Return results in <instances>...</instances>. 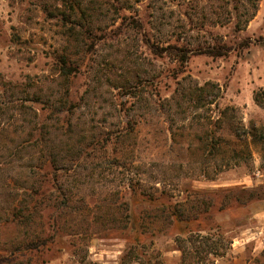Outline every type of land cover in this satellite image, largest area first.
<instances>
[{
  "label": "rangeland",
  "instance_id": "1",
  "mask_svg": "<svg viewBox=\"0 0 264 264\" xmlns=\"http://www.w3.org/2000/svg\"><path fill=\"white\" fill-rule=\"evenodd\" d=\"M42 1L0 0V221L14 193L36 181L42 190L53 191L43 171L35 170L36 164L52 157L51 149L44 143L22 146L34 121L49 124L45 138L62 160L61 183L69 206L56 207L53 195L44 200L43 217L30 230L0 226V264H8L2 258L26 240L27 231L45 225L48 234L52 213L61 221L56 244L11 262L264 264L261 146L251 142L249 164L232 162L210 180L205 173L213 174L216 166L202 163L192 128L174 140L162 110L143 116V95L155 105L170 97L179 68L171 56L153 54L145 35L152 43L189 47L235 45L249 39L253 44L248 49L225 57L193 55L186 72L177 75L180 79L189 74L200 84L218 83L219 107H239L247 127L264 124V109L254 101L255 92L264 88V0H259L256 15L241 31L235 29V14L227 21V9L232 12L236 3L242 8L246 0H84L93 36L78 46L66 41L55 21L45 19ZM134 20L141 26L136 27ZM65 50L77 67L69 80L60 78L56 69ZM64 95L71 110L56 112ZM122 130L126 134L115 140ZM108 134L113 140L106 147H91L93 138ZM34 137H39L37 132ZM130 179L156 195L184 203L189 213L201 211L203 221L192 229L227 248L218 256L199 257L187 242L183 247L195 256L184 259L176 228L153 208L141 209L146 238L134 245L133 232L118 228L123 216L118 203L129 197ZM131 247L138 251L133 261L127 258Z\"/></svg>",
  "mask_w": 264,
  "mask_h": 264
},
{
  "label": "trees",
  "instance_id": "2",
  "mask_svg": "<svg viewBox=\"0 0 264 264\" xmlns=\"http://www.w3.org/2000/svg\"><path fill=\"white\" fill-rule=\"evenodd\" d=\"M246 1L247 3L242 5V8L236 3L232 8V12L227 9V21L232 20L234 14L236 16V31L245 29L259 8V0ZM41 10L46 20L55 21V25L60 28L59 33L66 38L69 44L75 43L78 46L80 41L83 42L84 39L93 36V31L90 29L92 27L90 24L91 14L85 9L84 0H43ZM133 23L136 27L141 26L139 21L134 20ZM208 33L211 34V32ZM145 38V42L153 54L160 57L164 55L171 56L178 62L179 68L175 72L177 86L170 97L161 99L158 102L159 104L155 105L146 94L143 95V109L146 111L143 116L157 109L162 110L166 115L174 140H178L183 135L184 130L192 128L197 143L196 148L200 150V155L204 160L202 163L205 165L215 164L216 166V169H212L213 174L210 172L205 173L208 179L215 180L224 168L231 166L232 162L249 164L247 162L251 157V142L261 146V150L264 151V124L257 126L252 123L250 127H247L243 122L242 112L239 107L232 105H227L224 108L219 107L218 101L221 98L222 89L218 83L207 81L200 84L189 74L183 75L180 79H178L179 76L177 75L178 73L186 72L185 65L193 55H206L213 58L225 57L233 51L241 52L248 49L253 44V41L246 39L235 45L215 42L207 46L189 47L187 44L180 45L176 43L160 45L159 43H152L151 39L146 35ZM56 69L59 77L64 80H69L70 76L77 71L72 54L68 50L59 54L56 61ZM4 84L13 86L11 83ZM27 100L34 101V99ZM35 100L37 102L39 99ZM254 101L264 109V88H260L255 92ZM58 102L60 106L56 109V112H61L62 109L71 110V103L65 95ZM49 105L51 106V104ZM29 109L31 110V107ZM2 111L3 108L0 106V113ZM37 116L36 113L34 117ZM34 124L36 125L29 132V137L22 142V146L33 147L44 143L43 146L47 150L51 149L52 157L36 164L35 170L43 171L49 184L52 185L53 191L50 192V187L42 190L39 188L41 182L36 181L32 186L23 188L22 192L14 193L8 203L9 206L6 207L7 215L0 221V226L2 227L15 224L30 230L33 225L39 222L38 219L43 217L40 212L45 204L44 200H50L53 195L55 201L59 203L57 205L56 202V207L59 205L69 206V202L65 199L67 197L66 191H64L63 183H61L62 175L60 171L62 168L64 169L60 165L62 160L59 161L56 158L54 155L56 151L48 145V141L45 138V131L49 124H39L35 123V121ZM35 132H37L39 137H34ZM125 132L124 130L119 131L117 136L114 135L115 140L124 136ZM112 140L113 137L110 134L98 139L93 138L91 147L95 148L98 145L106 147ZM128 184L130 187L129 197L127 199L123 197L118 203V208L121 209L123 215L118 221V228L123 230L130 229L133 232L132 243L134 245L141 244L146 238V233L142 229L144 216H142L141 209L153 208L161 212L164 218L176 228L178 234L177 242L183 248L184 259L195 256L190 249L183 247L187 242L195 246L199 257L201 254H204V256L210 254L218 256L221 254V248L223 250L227 248L225 244L221 246L216 241H213L211 236L195 233L196 231L192 229L193 224L199 225L203 221V213L201 214V211L199 213H189V209L184 207V203L173 201L163 195H156L146 189L144 185L141 187L139 181L134 183L130 179ZM59 219L60 217L52 213L47 222L49 227L48 234L45 231V225L43 227L35 226V229L30 231V233L29 231L26 232L28 235L26 240L15 245L10 251V256L2 259H7L8 264H14L15 260L25 254H39L44 250L51 249L56 244V238L61 232L58 229L61 223ZM221 242H224V239ZM135 255H138L137 248L131 247L127 258L131 261ZM11 259L14 262H11ZM203 259L202 257L201 260ZM16 264L22 263L16 261Z\"/></svg>",
  "mask_w": 264,
  "mask_h": 264
}]
</instances>
